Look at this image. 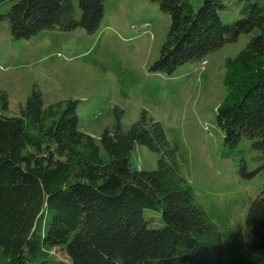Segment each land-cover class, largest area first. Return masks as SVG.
Returning <instances> with one entry per match:
<instances>
[{"label":"trees","instance_id":"trees-1","mask_svg":"<svg viewBox=\"0 0 264 264\" xmlns=\"http://www.w3.org/2000/svg\"><path fill=\"white\" fill-rule=\"evenodd\" d=\"M106 0H0L16 40L42 32L96 33ZM171 18L167 42L151 71L173 75L187 62L201 65L241 35L260 30L236 59L226 61V96L217 110L225 158L240 176L264 172V0L243 2L241 14L222 16L228 0H152ZM80 12L82 13L81 18ZM0 104V264H258L227 259L221 231L196 199L177 160L178 146L145 116L129 130L106 129L101 144L79 129V101L45 106L39 88L19 116ZM160 156L155 170L132 167L135 146ZM103 151V152H102ZM256 166V167H254ZM246 226L251 250L264 255V185Z\"/></svg>","mask_w":264,"mask_h":264},{"label":"rangeland","instance_id":"rangeland-1","mask_svg":"<svg viewBox=\"0 0 264 264\" xmlns=\"http://www.w3.org/2000/svg\"><path fill=\"white\" fill-rule=\"evenodd\" d=\"M190 1L199 8L204 0ZM227 5L225 20L239 16L244 3L228 0ZM171 23L152 0H106L104 19L94 34L58 29L16 40L9 20H0V100L6 92L10 116L21 114L37 88L45 106L79 101V129L98 145L102 133L119 123L129 130L144 116L159 122L180 149L177 160L196 199L221 231L225 257L264 264V255L251 250L253 236L246 226L264 172L251 179L240 176L238 162L225 158L217 124V110L226 96V61L236 59L260 30L211 54L206 67L187 62L169 76L151 71V66L160 58ZM159 158L137 144L132 167L155 170ZM52 258L70 264L63 250H53Z\"/></svg>","mask_w":264,"mask_h":264},{"label":"built area","instance_id":"built-area-1","mask_svg":"<svg viewBox=\"0 0 264 264\" xmlns=\"http://www.w3.org/2000/svg\"><path fill=\"white\" fill-rule=\"evenodd\" d=\"M208 65V61H204L203 63H201V67H206Z\"/></svg>","mask_w":264,"mask_h":264}]
</instances>
